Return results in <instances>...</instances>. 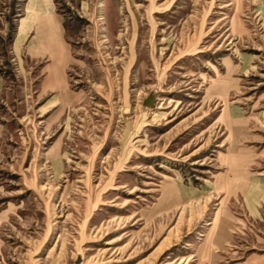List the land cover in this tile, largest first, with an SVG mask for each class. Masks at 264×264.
<instances>
[{"label": "rangeland", "instance_id": "rangeland-1", "mask_svg": "<svg viewBox=\"0 0 264 264\" xmlns=\"http://www.w3.org/2000/svg\"><path fill=\"white\" fill-rule=\"evenodd\" d=\"M69 85L0 0V264H264V0H53Z\"/></svg>", "mask_w": 264, "mask_h": 264}, {"label": "crops", "instance_id": "crops-1", "mask_svg": "<svg viewBox=\"0 0 264 264\" xmlns=\"http://www.w3.org/2000/svg\"><path fill=\"white\" fill-rule=\"evenodd\" d=\"M20 48L27 57L45 61L43 90H61L69 85L72 49L65 19L58 13L53 0H28L17 25L15 49ZM6 87L7 79L0 74V96ZM5 131L6 126L0 122V138Z\"/></svg>", "mask_w": 264, "mask_h": 264}]
</instances>
